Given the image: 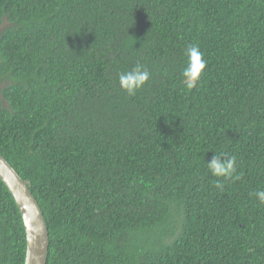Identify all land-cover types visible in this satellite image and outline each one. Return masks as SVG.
I'll return each mask as SVG.
<instances>
[{
    "label": "trees",
    "instance_id": "16d2710c",
    "mask_svg": "<svg viewBox=\"0 0 264 264\" xmlns=\"http://www.w3.org/2000/svg\"><path fill=\"white\" fill-rule=\"evenodd\" d=\"M1 84L0 155L38 201L47 264H264V0H0ZM214 152L239 179L211 174ZM26 251L0 178V264Z\"/></svg>",
    "mask_w": 264,
    "mask_h": 264
},
{
    "label": "clouds",
    "instance_id": "9594fccd",
    "mask_svg": "<svg viewBox=\"0 0 264 264\" xmlns=\"http://www.w3.org/2000/svg\"><path fill=\"white\" fill-rule=\"evenodd\" d=\"M187 58L186 65L182 69L183 83L187 88L191 89L197 85L202 75L205 73L207 60L204 59V53L200 50L199 45L192 44L185 51ZM150 72L141 64L135 65L130 71L119 74V85L121 89L129 96H134L142 89L150 79ZM207 167L211 174L215 177L223 178V180L239 179L236 175V158H225L223 153L214 152L211 160L207 161ZM216 187L223 189L224 185L217 181ZM259 202L264 204V190L253 193Z\"/></svg>",
    "mask_w": 264,
    "mask_h": 264
},
{
    "label": "water",
    "instance_id": "95a60500",
    "mask_svg": "<svg viewBox=\"0 0 264 264\" xmlns=\"http://www.w3.org/2000/svg\"><path fill=\"white\" fill-rule=\"evenodd\" d=\"M0 178L13 195L23 217L27 239L25 264H47L50 240L44 215L26 182L2 155Z\"/></svg>",
    "mask_w": 264,
    "mask_h": 264
},
{
    "label": "rangeland",
    "instance_id": "374dc122",
    "mask_svg": "<svg viewBox=\"0 0 264 264\" xmlns=\"http://www.w3.org/2000/svg\"><path fill=\"white\" fill-rule=\"evenodd\" d=\"M3 85H4V84H1V85H0V88H1Z\"/></svg>",
    "mask_w": 264,
    "mask_h": 264
}]
</instances>
